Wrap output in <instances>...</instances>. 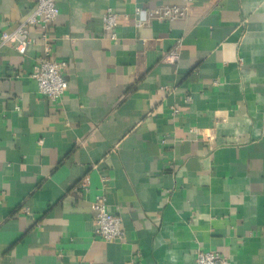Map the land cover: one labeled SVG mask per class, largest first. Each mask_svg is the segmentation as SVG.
Returning a JSON list of instances; mask_svg holds the SVG:
<instances>
[{"label":"crops","instance_id":"obj_1","mask_svg":"<svg viewBox=\"0 0 264 264\" xmlns=\"http://www.w3.org/2000/svg\"><path fill=\"white\" fill-rule=\"evenodd\" d=\"M35 3L0 0V33ZM184 3L60 0L58 102L29 77L38 29L23 55L0 45V264H193L197 249L264 264V0H190L183 18L149 16ZM98 194L122 241L94 235Z\"/></svg>","mask_w":264,"mask_h":264},{"label":"built area","instance_id":"obj_2","mask_svg":"<svg viewBox=\"0 0 264 264\" xmlns=\"http://www.w3.org/2000/svg\"><path fill=\"white\" fill-rule=\"evenodd\" d=\"M60 0H36L34 8L16 26L0 33V45L10 44L17 53L23 55L28 44L31 43L30 34L34 29L39 30V39L42 42V53L35 59L29 77L35 81L37 90L46 100L58 102L61 100L67 88L64 77L66 63L52 58V42L50 28L58 16V2ZM190 0H185L184 5H162L149 12V16L157 21L183 18L188 15ZM118 24V15L111 9H106L101 17V25L104 30L110 32V37H116L115 29ZM137 26L141 25L136 20ZM178 49L170 52L166 57L170 63L178 59ZM215 83V82H214ZM166 89L167 87H162ZM185 101L191 100L189 95L184 97ZM178 113V108L171 106V114ZM88 181H82V188L87 189ZM93 222L95 225L94 235L104 242L122 241L124 229L118 216L109 212L103 194L96 195L90 202ZM27 211V209H25ZM193 264H230L228 259L216 251H205L197 249Z\"/></svg>","mask_w":264,"mask_h":264}]
</instances>
